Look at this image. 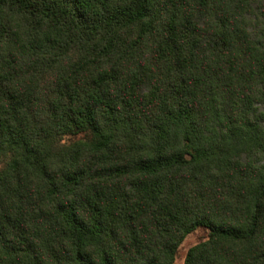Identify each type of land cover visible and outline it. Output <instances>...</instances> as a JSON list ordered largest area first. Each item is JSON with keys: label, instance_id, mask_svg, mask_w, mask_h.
Listing matches in <instances>:
<instances>
[{"label": "trees", "instance_id": "1", "mask_svg": "<svg viewBox=\"0 0 264 264\" xmlns=\"http://www.w3.org/2000/svg\"><path fill=\"white\" fill-rule=\"evenodd\" d=\"M264 264V0H0V264Z\"/></svg>", "mask_w": 264, "mask_h": 264}, {"label": "rangeland", "instance_id": "2", "mask_svg": "<svg viewBox=\"0 0 264 264\" xmlns=\"http://www.w3.org/2000/svg\"><path fill=\"white\" fill-rule=\"evenodd\" d=\"M208 230L205 227H198L188 233L179 244L173 264H183L185 254L189 247L207 238Z\"/></svg>", "mask_w": 264, "mask_h": 264}]
</instances>
